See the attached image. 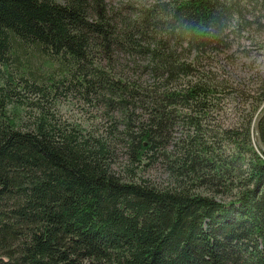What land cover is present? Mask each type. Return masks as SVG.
<instances>
[{"label":"trees","instance_id":"trees-1","mask_svg":"<svg viewBox=\"0 0 264 264\" xmlns=\"http://www.w3.org/2000/svg\"><path fill=\"white\" fill-rule=\"evenodd\" d=\"M263 28L264 0H0V264H264V152L251 123L221 131L234 150L224 158L191 114L218 99L213 89L169 86ZM120 57L160 84L116 73ZM60 93L123 115L142 107L124 132L139 166L181 116L193 134L163 155L174 184L116 175L105 138L38 104ZM259 133L264 144V115Z\"/></svg>","mask_w":264,"mask_h":264},{"label":"rangeland","instance_id":"rangeland-1","mask_svg":"<svg viewBox=\"0 0 264 264\" xmlns=\"http://www.w3.org/2000/svg\"><path fill=\"white\" fill-rule=\"evenodd\" d=\"M109 5H117L123 0H106ZM132 3H145L147 0H129ZM177 57L187 63L191 62L194 55L177 49ZM121 62V63H120ZM194 62V60L192 61ZM145 64V61H139ZM114 71L124 77L137 80L143 85L156 82L153 74L141 68L133 69V63L120 57L114 66ZM201 78V79H200ZM202 80L215 92L210 106L200 110L191 111V114L200 119V127L204 132V139L220 147L224 158H229L234 152L232 145L222 139L221 131L227 128L241 130L246 122L251 123L252 139L255 138L254 121L264 107V28L262 31H253L245 36L239 43L236 42L230 50L219 53H207L198 57L195 67V76L182 78L171 82L170 87H180L187 80ZM28 101L35 100L31 93H25ZM47 108L51 116L64 126H78L85 133L94 137H102L111 147V168L116 175L124 180H147L156 187H171L174 184L173 176L168 172L167 157H177L180 147L186 144L187 135L193 131L181 116H177L172 128L169 130V139L164 149L158 152L152 160L146 159L148 165H134L130 162L129 154L125 147V124L131 119L137 124L140 118H146L142 107L137 106L129 115L119 111L107 112L101 104H91L72 94L60 93L52 101L41 100L38 102ZM132 107L130 108V111ZM185 111H182V113ZM33 113V112H32ZM128 114V113H127ZM131 114V115H130ZM181 115V113H179ZM109 125L113 129L109 130ZM112 131V132H110ZM255 143V146H256ZM219 150V149H218ZM137 175V176H136ZM140 178V179H139ZM224 200V196H218Z\"/></svg>","mask_w":264,"mask_h":264},{"label":"water","instance_id":"water-1","mask_svg":"<svg viewBox=\"0 0 264 264\" xmlns=\"http://www.w3.org/2000/svg\"><path fill=\"white\" fill-rule=\"evenodd\" d=\"M264 115V108H263V110L259 113V115L257 116V118H256V120H255V122H254V128H255V131H256V139H257V142H258V144H259V146L263 149V151H264V146H263V144H262V142H261V139H260V137H259V133H258V130H259V121H260V119L262 118V116Z\"/></svg>","mask_w":264,"mask_h":264},{"label":"bare ground","instance_id":"bare-ground-1","mask_svg":"<svg viewBox=\"0 0 264 264\" xmlns=\"http://www.w3.org/2000/svg\"><path fill=\"white\" fill-rule=\"evenodd\" d=\"M263 108H264V107H263ZM263 108L261 109V111L263 110ZM261 111H260V112H261ZM260 112H259V113H260ZM259 113H258V115H259ZM258 115H257V116H258ZM256 118H257V117H256ZM255 120H256V119H255ZM254 122H255V121H254ZM253 125H254V124H253ZM253 127H254V126H253ZM254 131H255V128H254ZM258 133H259V130H258ZM259 137H260V133H259ZM255 138H256V131H255ZM256 141H257V139H256ZM261 142H262V141H261ZM262 144H263V143H262ZM263 146H264V144H263ZM262 150H263V149H262ZM263 152H264V151H263Z\"/></svg>","mask_w":264,"mask_h":264}]
</instances>
